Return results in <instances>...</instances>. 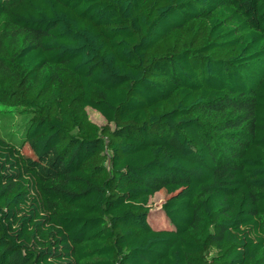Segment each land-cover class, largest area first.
<instances>
[{
  "label": "trees",
  "instance_id": "trees-1",
  "mask_svg": "<svg viewBox=\"0 0 264 264\" xmlns=\"http://www.w3.org/2000/svg\"><path fill=\"white\" fill-rule=\"evenodd\" d=\"M0 264H264V0H0Z\"/></svg>",
  "mask_w": 264,
  "mask_h": 264
},
{
  "label": "rangeland",
  "instance_id": "rangeland-1",
  "mask_svg": "<svg viewBox=\"0 0 264 264\" xmlns=\"http://www.w3.org/2000/svg\"><path fill=\"white\" fill-rule=\"evenodd\" d=\"M87 115L89 120L94 123L98 127H102L106 125L105 120L98 114L95 113L94 111L91 110H86ZM177 192H175L176 194ZM170 195H165V194H157L153 196L149 200V207H150V212H149V223L153 228L156 229H167L168 228V223L167 220L165 219V216L163 215L161 211V206L164 203V201L169 198Z\"/></svg>",
  "mask_w": 264,
  "mask_h": 264
}]
</instances>
